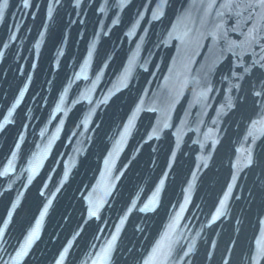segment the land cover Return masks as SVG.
<instances>
[{
	"label": "water",
	"instance_id": "obj_1",
	"mask_svg": "<svg viewBox=\"0 0 264 264\" xmlns=\"http://www.w3.org/2000/svg\"><path fill=\"white\" fill-rule=\"evenodd\" d=\"M0 264H264V5L0 0Z\"/></svg>",
	"mask_w": 264,
	"mask_h": 264
},
{
	"label": "snow or ice",
	"instance_id": "obj_2",
	"mask_svg": "<svg viewBox=\"0 0 264 264\" xmlns=\"http://www.w3.org/2000/svg\"><path fill=\"white\" fill-rule=\"evenodd\" d=\"M258 2L261 4V5H264V0H258ZM250 162V161H249ZM31 240V237L29 238V242Z\"/></svg>",
	"mask_w": 264,
	"mask_h": 264
}]
</instances>
